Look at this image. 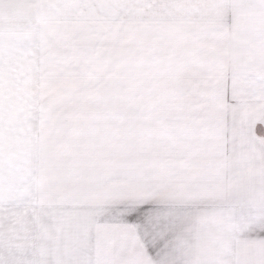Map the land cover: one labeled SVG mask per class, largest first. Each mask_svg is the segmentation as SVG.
Instances as JSON below:
<instances>
[{
    "label": "crops",
    "instance_id": "crops-1",
    "mask_svg": "<svg viewBox=\"0 0 264 264\" xmlns=\"http://www.w3.org/2000/svg\"><path fill=\"white\" fill-rule=\"evenodd\" d=\"M35 5L39 19L31 21L10 16L20 11L11 4L0 11V58L7 50L3 44L17 40L19 28L47 21L43 2ZM128 5L133 16L144 13L147 19L130 26L131 36L147 46L129 57L134 81L153 82L158 75L171 76L168 82L175 84L180 82L173 78L183 76L193 85L182 102L178 96L175 103L149 98L134 105L264 107V86L251 87L264 81L263 70L247 68L241 78L240 67L233 65L235 37L225 28L231 0H128ZM166 16L172 23L215 31L218 46L205 42V34L185 36V29L164 22ZM143 26L155 29L142 34ZM182 57L188 71L175 68L168 74L170 63L178 66ZM176 134L177 146L160 153L147 146L145 155L152 160L132 163L126 183L119 148L117 155L110 156L116 148L102 147L63 159L34 157L32 164L24 159L21 165L10 155L19 152L0 148L5 237L0 264H264V115H180ZM141 209L136 226H128L126 218Z\"/></svg>",
    "mask_w": 264,
    "mask_h": 264
},
{
    "label": "rangeland",
    "instance_id": "rangeland-1",
    "mask_svg": "<svg viewBox=\"0 0 264 264\" xmlns=\"http://www.w3.org/2000/svg\"><path fill=\"white\" fill-rule=\"evenodd\" d=\"M41 1L45 7L42 17L47 21L19 28L17 40L3 44L7 50L0 58V148L19 152L10 154L16 164L21 165L24 159L32 164L39 156L55 155L63 159L70 153L94 154L102 147L110 152L108 148L114 147L116 153L111 152L114 154L110 156L117 155V148L120 149L122 181L126 183L132 163L140 164L148 157L152 160L145 155L147 146L156 153L162 147L177 146L180 115H264V107L247 104L229 108L134 105L149 98L159 99L162 104L175 103L178 96L182 102L191 93L187 90L193 87L183 76L179 80L174 77L175 82H180L175 84L168 82L171 76L161 79L158 75L153 82L148 79L147 83L139 76L134 81L129 57H135L139 48L145 50L147 46L139 42L140 37L131 36L130 26L135 19L145 17L144 13L133 16L128 0H76L72 4L65 0ZM38 2L0 0V11L11 4L20 11L10 12V16L15 14L31 21L39 19L35 5ZM231 3L233 10L225 28L227 31L232 28L235 37L233 65L240 67L241 78L247 68L262 69L264 73V0H231ZM166 17L164 22L172 23V16ZM181 24L172 23L185 29V36L194 34L198 38L199 34H205L208 38L205 42L218 46L220 40L215 31ZM172 25L168 23L169 27ZM146 27L149 26L142 27V34L155 29V25L149 30ZM172 47L169 44L167 48L169 58ZM184 47V43L178 45L179 50ZM177 63L178 66L170 63L168 74L175 68L185 70L183 57ZM257 83L251 87L264 86V81ZM31 164L26 169L30 170ZM31 183L28 180L27 184ZM129 194V187H122V196ZM1 235L3 241L5 237Z\"/></svg>",
    "mask_w": 264,
    "mask_h": 264
},
{
    "label": "snow or ice",
    "instance_id": "snow-or-ice-1",
    "mask_svg": "<svg viewBox=\"0 0 264 264\" xmlns=\"http://www.w3.org/2000/svg\"><path fill=\"white\" fill-rule=\"evenodd\" d=\"M141 211H143V209L133 212L131 213L126 219H127V225L128 226H136L137 223V218L140 216Z\"/></svg>",
    "mask_w": 264,
    "mask_h": 264
}]
</instances>
